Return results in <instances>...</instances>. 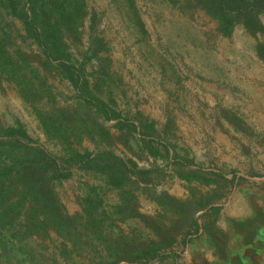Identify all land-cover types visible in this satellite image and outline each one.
<instances>
[{
    "label": "rangeland",
    "instance_id": "rangeland-1",
    "mask_svg": "<svg viewBox=\"0 0 264 264\" xmlns=\"http://www.w3.org/2000/svg\"><path fill=\"white\" fill-rule=\"evenodd\" d=\"M220 2L79 0L60 61L0 0V264H264V8Z\"/></svg>",
    "mask_w": 264,
    "mask_h": 264
},
{
    "label": "trees",
    "instance_id": "trees-1",
    "mask_svg": "<svg viewBox=\"0 0 264 264\" xmlns=\"http://www.w3.org/2000/svg\"><path fill=\"white\" fill-rule=\"evenodd\" d=\"M5 2V5L11 10L12 14L15 16H18L24 23L28 34L31 38L35 39L39 45L43 48V50L48 55V59L51 60H60L63 58V56L67 53V49L69 48L68 43L66 42V39L72 36L73 34L79 33L78 25L80 23V20L82 19L81 12H84L83 7L81 5L77 6V3L79 0H1ZM217 2V5H215V8L220 5L222 8L224 5L220 0H215ZM259 7L264 8V0H257ZM74 4L76 6H74ZM223 9V8H222ZM216 16L218 13L216 12ZM222 17V16H220ZM224 27H229L230 29L233 27L232 23H230V26L228 25L227 21H224L223 19ZM228 32V31H226ZM99 43H101V40H98ZM102 44V43H101ZM95 57L98 56V54L95 53ZM69 57H66V60H68ZM64 67H66L67 72H71V69L66 65L63 64ZM76 71V72H75ZM84 69H79L71 72L73 75L72 77L76 76L78 82L80 81L81 74H83ZM85 78V77H84ZM44 123V127L47 131V133H50L51 128V122L49 121ZM8 135L11 136L8 139L10 140V143H12L14 146H16V143H20L18 140L16 141L14 139V135L19 133L23 136L25 133L22 128L13 129L11 128L6 132ZM8 142V141H7ZM2 144H5L4 142H1ZM12 144L10 146H12ZM7 147L6 155L9 158L14 154L15 150H13L11 147ZM3 154L2 149H0V156ZM40 154H43V150L39 149L35 161L33 163L39 164L41 162L42 158L39 156ZM92 154L86 153L84 156L81 157L80 162H83V165L85 164V161H87V157H90ZM107 155V154H106ZM110 155H112L110 153ZM108 155L109 158L112 156ZM39 157V158H38ZM1 158V157H0ZM18 157H15L13 162L17 160ZM13 159V158H12ZM7 160V159H6ZM51 167H54L56 165V161L52 159ZM37 172L34 173V178L37 177V179L40 181L43 179V176L39 179V175L41 174L40 165H38ZM30 169V166H25V169ZM10 173L7 171V163L5 161L4 166L1 167L0 171V183L3 181V178L9 177ZM32 175V171L30 172V177ZM35 183L32 182V185L27 187V190L29 192H33ZM2 184L0 186V202L6 199L8 196L6 195L4 198L2 196L4 195ZM11 193L9 189V194Z\"/></svg>",
    "mask_w": 264,
    "mask_h": 264
}]
</instances>
